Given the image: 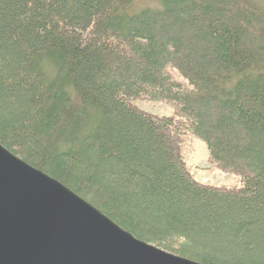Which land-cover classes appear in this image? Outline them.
I'll list each match as a JSON object with an SVG mask.
<instances>
[{
  "label": "trees",
  "instance_id": "1",
  "mask_svg": "<svg viewBox=\"0 0 264 264\" xmlns=\"http://www.w3.org/2000/svg\"><path fill=\"white\" fill-rule=\"evenodd\" d=\"M154 1L0 0V144L142 242L264 264V0ZM187 132L241 188L193 180Z\"/></svg>",
  "mask_w": 264,
  "mask_h": 264
},
{
  "label": "water",
  "instance_id": "2",
  "mask_svg": "<svg viewBox=\"0 0 264 264\" xmlns=\"http://www.w3.org/2000/svg\"><path fill=\"white\" fill-rule=\"evenodd\" d=\"M0 264H198L136 239L0 144Z\"/></svg>",
  "mask_w": 264,
  "mask_h": 264
},
{
  "label": "rangeland",
  "instance_id": "3",
  "mask_svg": "<svg viewBox=\"0 0 264 264\" xmlns=\"http://www.w3.org/2000/svg\"><path fill=\"white\" fill-rule=\"evenodd\" d=\"M154 0H133L134 11L144 8H157ZM180 81V78L173 75ZM134 105L141 111L159 118L174 116L171 105L161 101L137 100ZM180 154L187 172L197 183L212 187L237 190L242 187L241 178L235 174L220 171L209 159V154L204 142L186 133L181 136Z\"/></svg>",
  "mask_w": 264,
  "mask_h": 264
}]
</instances>
